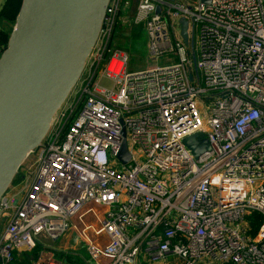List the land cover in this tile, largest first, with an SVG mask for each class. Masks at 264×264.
<instances>
[{
    "label": "built area",
    "instance_id": "built-area-1",
    "mask_svg": "<svg viewBox=\"0 0 264 264\" xmlns=\"http://www.w3.org/2000/svg\"><path fill=\"white\" fill-rule=\"evenodd\" d=\"M122 1L109 0L27 188L0 198V264L68 228L87 264H264V0H134L150 61L136 71L124 51L102 63ZM195 133L209 143L197 158L183 142ZM88 203L104 213L83 212ZM32 264L72 263L43 249Z\"/></svg>",
    "mask_w": 264,
    "mask_h": 264
},
{
    "label": "water",
    "instance_id": "water-1",
    "mask_svg": "<svg viewBox=\"0 0 264 264\" xmlns=\"http://www.w3.org/2000/svg\"><path fill=\"white\" fill-rule=\"evenodd\" d=\"M108 2L22 0L0 55V198L80 78ZM181 24L187 42L186 20ZM183 142L195 158L209 148L203 134L188 135ZM118 157L128 162L125 143Z\"/></svg>",
    "mask_w": 264,
    "mask_h": 264
},
{
    "label": "rangeland",
    "instance_id": "rangeland-1",
    "mask_svg": "<svg viewBox=\"0 0 264 264\" xmlns=\"http://www.w3.org/2000/svg\"><path fill=\"white\" fill-rule=\"evenodd\" d=\"M134 13V0H123L122 5L118 10L116 22L112 27L108 42V51L104 53L102 63H105L113 52L124 51L129 57L127 64L128 71L141 70L149 66L150 61L148 60L146 32L140 24L134 23ZM98 46L99 45L97 44V47ZM86 70L83 73V77ZM99 82L105 87L110 88L113 86L112 82L105 77L100 78ZM74 87L71 90L69 97H72L78 90V84L77 86L75 84ZM35 158L36 149H34L33 152H29L14 176L15 179H13L7 191L11 192L14 188L20 189L18 196H21L31 181L34 172L33 162ZM84 218L89 223L97 224V220L92 213H87ZM74 222L78 225L80 224L76 218H74ZM2 225L3 221H0V229L2 228ZM89 234L91 236L92 232L90 231ZM43 249L54 251L55 256L62 259L65 257L64 252H66V255H68L70 259H77L80 264H87L86 260L91 258V255L88 254L86 242L82 240L72 228H68L59 239L53 242L45 241V244L37 245L35 248L24 252L22 255L16 256L17 260L15 264L34 263ZM140 258L141 255L138 259ZM90 262L93 263L94 260L91 259ZM139 262L140 261L138 260V264Z\"/></svg>",
    "mask_w": 264,
    "mask_h": 264
},
{
    "label": "crops",
    "instance_id": "crops-1",
    "mask_svg": "<svg viewBox=\"0 0 264 264\" xmlns=\"http://www.w3.org/2000/svg\"><path fill=\"white\" fill-rule=\"evenodd\" d=\"M21 3L22 0H0V55L7 45L9 36L16 22V17ZM88 209H93L99 216H101L105 211L104 206L94 203H88L85 205L83 212H86ZM93 242L99 246H102L108 242V236L107 234L103 233L99 237H93ZM26 251L28 250L19 249L15 251V254L22 255Z\"/></svg>",
    "mask_w": 264,
    "mask_h": 264
},
{
    "label": "trees",
    "instance_id": "trees-1",
    "mask_svg": "<svg viewBox=\"0 0 264 264\" xmlns=\"http://www.w3.org/2000/svg\"><path fill=\"white\" fill-rule=\"evenodd\" d=\"M260 220H261V217L258 213L253 212L250 215H248V221H249L250 227H251V229H250L251 234H254L256 232V230L260 224ZM64 254H65L64 258L67 261L71 262L72 264H80L77 259L76 260L72 259V258L70 259V257L68 255H66V252H64ZM16 256H18V255L15 254L13 257V260L9 264H15L16 263V260H17Z\"/></svg>",
    "mask_w": 264,
    "mask_h": 264
}]
</instances>
